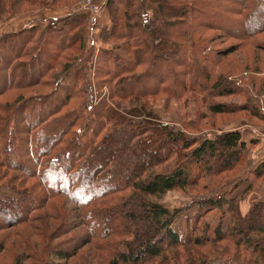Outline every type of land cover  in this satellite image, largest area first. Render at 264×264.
Listing matches in <instances>:
<instances>
[{
  "label": "trees",
  "instance_id": "1",
  "mask_svg": "<svg viewBox=\"0 0 264 264\" xmlns=\"http://www.w3.org/2000/svg\"><path fill=\"white\" fill-rule=\"evenodd\" d=\"M0 1L9 17V6L24 2L46 7L49 0ZM105 5L111 25L100 33L102 39L121 48L127 58L102 52L92 67L93 75H99L95 91L80 62L86 46L84 16L62 23L49 18L44 39L37 36V25L0 35V188L8 186L15 195L0 196V233L38 220L35 213L43 207L60 219L53 200L63 197L72 202L73 213L67 221L64 214L58 219L61 230L69 234L75 225L80 229L42 251L21 237L26 256L15 264H64L88 245L101 264H159L164 254L188 244L226 239L217 230L209 240L200 224L191 221L183 242L172 229L175 213L149 197L184 190L196 167L201 178L218 162V173L231 170L246 145L240 132L228 130L199 142L179 123L158 118L142 99H179L193 93L207 113L228 112L229 105L214 99L247 92L224 80L215 45L235 40L242 47L264 48L259 37L264 0H107ZM248 83L264 92V82L257 78ZM13 91L19 95L11 100ZM250 110L261 118L257 107ZM22 161L29 167L23 168ZM120 171L124 174L116 176ZM237 201L206 199L198 215L226 205L234 221L227 238L249 244L264 257V222L256 221L264 216V202L242 216ZM246 222L257 224L239 230L237 223ZM41 228L35 225L33 231ZM253 233L263 238L252 239ZM70 243L71 249H59Z\"/></svg>",
  "mask_w": 264,
  "mask_h": 264
},
{
  "label": "rangeland",
  "instance_id": "2",
  "mask_svg": "<svg viewBox=\"0 0 264 264\" xmlns=\"http://www.w3.org/2000/svg\"><path fill=\"white\" fill-rule=\"evenodd\" d=\"M106 1L51 0L50 2L49 0L46 7H35L22 2L18 6H9L12 10L11 15H8L9 17L4 15V5L0 1V12L2 14L0 17V35L3 32L18 31L24 27L37 25L39 28L36 31L37 36L44 39L47 36L45 29L51 22L49 18L59 19L58 23H62L65 19L69 20L73 17L84 16L83 25L85 28H83V34H85L86 46L80 62L87 68V80L91 83L90 89L95 91V78L99 77V75L96 74V77L93 75L92 67L95 62L98 65L100 57H103L102 52L105 50L107 52L114 51V54L119 55L121 59L127 58L121 48L118 46L114 48V43L111 41H103L102 34H100L102 32L105 33L111 25V21L108 20L109 17L107 18L108 24L102 23L104 13L107 12ZM94 5L98 6V15L90 9ZM165 6L171 7L167 4ZM260 34L259 37L264 42V31ZM115 42L122 44V40H116ZM215 47L221 51L215 59H218L217 65L220 66L221 72L225 75L223 76L224 80L243 86L247 92L246 96L234 94L214 99L216 102H223L229 105L228 112L220 114L207 113L203 100L195 97L196 95L193 93L179 99H167L163 95H153L143 98L142 102H146L143 104L152 109L156 116L164 122L179 123L180 126L188 130L187 136H195L199 142L228 130H238L240 132L241 140L246 145L242 149L241 159L232 166L231 170H221L218 173L216 168L222 163L218 162L210 165L214 170L209 171L201 178L202 174H197L196 167L192 171V179L189 177L191 184H188L184 190L175 188L159 197H149V199L162 203L167 209L175 213L172 229L177 232L183 242L189 237L190 226L193 224L191 221L200 224L199 228L202 234L209 240L216 238L217 230L225 233L226 239L219 242L209 241L204 243V245L188 244L173 253L164 254L158 259L159 264H264V257L260 255L261 253L257 254L249 244L244 242L237 243L235 237L227 238V233L230 232L234 221L233 214L231 210H227L226 205L222 209L213 208L203 213L202 216L198 215L200 204L206 199L218 200L219 198H225L238 200L237 212L242 216L246 215L251 210V207L258 202H264V170H261L264 165V92L260 90L259 85L257 89H252L248 83L251 77L257 78L260 83L264 82V48L261 46H248V44L242 47L235 40L217 42ZM76 53L78 52L76 51ZM90 58H92V61L90 60L89 62ZM106 90L107 87L105 86L103 91L106 92ZM30 92L32 91H28L26 96ZM18 95L19 91H13L9 97L13 100ZM247 101L250 102L249 108L246 107ZM254 107L258 108L260 117L263 120L253 115L250 109ZM204 112L205 117L202 116ZM20 165L23 168L29 167V163L23 161L20 162ZM259 169L262 172L257 173ZM1 171L3 170L1 169ZM120 174H124V171L118 172L116 176ZM0 196L6 198L15 195L8 186H2L0 188ZM53 201H56L55 204L58 207L57 209L60 210L61 218L62 214H64L65 221L69 220L73 213L72 202L66 197ZM47 211L46 207L40 208L35 213L38 220L31 224L5 229L0 233V264H15V260H19L22 257L25 258L24 248L20 247L23 244L20 240L21 237L37 250L42 251L50 244L57 246L62 240L79 234L78 231L80 229L77 225H75L76 227H74V230L72 229L71 233L63 232L64 230H61L63 225L59 221L61 218L57 217L58 220L50 217L46 213ZM56 213L59 214L58 210H56ZM195 217L199 219L195 221ZM256 221L263 223L264 216L259 215ZM256 224L255 222L237 223V227L241 231H246L249 226ZM35 225L37 228L40 225L42 227L41 230L34 232ZM60 234L64 236L61 237ZM47 238H49L48 242ZM251 238L261 240L263 235L253 233ZM76 243L73 242V245ZM64 247L69 250L73 246L71 243L62 244L59 249ZM52 262L55 263V261ZM61 263L101 264L97 254L90 245L78 249L74 257Z\"/></svg>",
  "mask_w": 264,
  "mask_h": 264
},
{
  "label": "built area",
  "instance_id": "3",
  "mask_svg": "<svg viewBox=\"0 0 264 264\" xmlns=\"http://www.w3.org/2000/svg\"><path fill=\"white\" fill-rule=\"evenodd\" d=\"M88 9V8H87ZM90 9L92 10V11H94L97 15H98V11H99V9H98V6L97 5H94L93 7H90Z\"/></svg>",
  "mask_w": 264,
  "mask_h": 264
},
{
  "label": "crops",
  "instance_id": "4",
  "mask_svg": "<svg viewBox=\"0 0 264 264\" xmlns=\"http://www.w3.org/2000/svg\"><path fill=\"white\" fill-rule=\"evenodd\" d=\"M107 18H108V14H107V12L106 13H104V17H103V24H108L107 23ZM109 20V19H108Z\"/></svg>",
  "mask_w": 264,
  "mask_h": 264
}]
</instances>
